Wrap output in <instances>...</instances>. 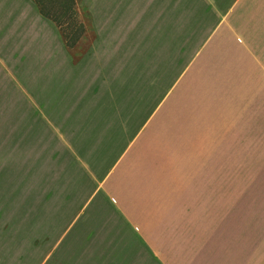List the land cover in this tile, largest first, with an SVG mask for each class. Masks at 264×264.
<instances>
[{"label":"crops","instance_id":"crops-1","mask_svg":"<svg viewBox=\"0 0 264 264\" xmlns=\"http://www.w3.org/2000/svg\"><path fill=\"white\" fill-rule=\"evenodd\" d=\"M40 1L0 0L2 207L50 241L57 211L108 207L105 236L51 244L89 264H264V0Z\"/></svg>","mask_w":264,"mask_h":264},{"label":"rangeland","instance_id":"rangeland-1","mask_svg":"<svg viewBox=\"0 0 264 264\" xmlns=\"http://www.w3.org/2000/svg\"><path fill=\"white\" fill-rule=\"evenodd\" d=\"M44 2H49L51 0H43ZM51 15H53L58 23L63 27L62 34L65 40H68L69 43H73L76 40L80 39L82 34V26L77 21H72L66 13L67 9L65 5H62V1L54 3V5H50ZM69 24V25H68ZM68 25V26H67ZM12 159V160H10ZM17 158H10L0 160V171L1 168H16L17 167ZM10 168V170H13ZM260 176H251V183L256 182L257 178ZM13 177L6 176L5 180L0 177V264H89V258L91 259L93 256H88V259L84 262L83 255L84 249L81 250L80 242L79 247L75 248L73 252H69L67 249H62L61 252L53 253L52 252V243L57 242V238L64 236L63 245L71 244L74 238H80V228H82L85 224L84 222H88L87 225L89 227H94L100 231L102 229L103 224L99 223L98 217L93 220V216H107L108 215V207L101 209L99 212L98 207L96 208L97 200L91 205L87 206L84 210L83 203L79 207H73V209H62L57 211V221L51 222L50 225H39L45 226L48 229L49 235L53 240H34L33 239V225H24V220L21 218V213H19V209L16 206L10 207H2V203H10V200L17 198V183L16 176L14 177V182L16 184H12ZM264 178V176H263ZM264 181V179H263ZM264 184V183H262ZM13 191V192H12ZM12 199H10V198ZM33 212V209H30V213ZM79 217L76 219L74 225H71V222L75 217ZM31 216V215H30ZM34 214V218H35ZM29 217V216H27ZM26 217V218H27ZM4 218L9 219V223L3 225ZM33 219V216L31 217ZM106 225H104L105 227ZM25 227V237L23 238L22 234H19L20 231H23ZM101 236H105L104 231L101 230ZM120 234V231L117 230ZM43 233V231H40ZM87 233H85L86 235ZM120 236V235H119ZM56 239V240H55ZM119 240V239H118ZM81 241V240H80ZM82 242V241H81ZM121 239L118 243H121ZM130 242V241H129ZM85 241L83 240V244ZM115 247V245H114ZM84 248V247H83ZM116 248V247H115ZM108 248V250L115 249ZM82 251V252H81ZM120 253L125 254L122 255L123 258H128L126 254H130L132 256L131 264H144V257L146 259L147 256L141 254L139 259L136 253L133 252L132 249L121 250ZM95 258V264H104L103 260H108L114 258L113 255L104 256V259L97 263V257ZM130 260V256H129Z\"/></svg>","mask_w":264,"mask_h":264},{"label":"trees","instance_id":"trees-1","mask_svg":"<svg viewBox=\"0 0 264 264\" xmlns=\"http://www.w3.org/2000/svg\"><path fill=\"white\" fill-rule=\"evenodd\" d=\"M35 2L39 5V6H42V4H41V1L40 0H35ZM66 41V43H67V46L68 47H72L73 46V44L72 43H69V41L68 40H65ZM74 43V42H73Z\"/></svg>","mask_w":264,"mask_h":264}]
</instances>
